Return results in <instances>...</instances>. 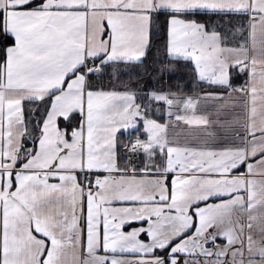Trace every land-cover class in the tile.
I'll use <instances>...</instances> for the list:
<instances>
[{
    "label": "snow or ice",
    "instance_id": "obj_1",
    "mask_svg": "<svg viewBox=\"0 0 264 264\" xmlns=\"http://www.w3.org/2000/svg\"><path fill=\"white\" fill-rule=\"evenodd\" d=\"M0 264H264V0H0Z\"/></svg>",
    "mask_w": 264,
    "mask_h": 264
}]
</instances>
